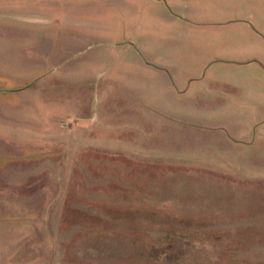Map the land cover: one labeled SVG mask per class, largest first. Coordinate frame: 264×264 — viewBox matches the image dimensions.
<instances>
[{
    "label": "rangeland",
    "instance_id": "374dc122",
    "mask_svg": "<svg viewBox=\"0 0 264 264\" xmlns=\"http://www.w3.org/2000/svg\"><path fill=\"white\" fill-rule=\"evenodd\" d=\"M0 264H264V0H0Z\"/></svg>",
    "mask_w": 264,
    "mask_h": 264
},
{
    "label": "crops",
    "instance_id": "0c3cea01",
    "mask_svg": "<svg viewBox=\"0 0 264 264\" xmlns=\"http://www.w3.org/2000/svg\"><path fill=\"white\" fill-rule=\"evenodd\" d=\"M147 127H148V124H146V127H145V130H147V132H148L150 129L147 128ZM135 132H136V130L135 129L133 130L131 128V129H128V130L124 131L123 134L130 133L131 135H137L136 134L137 132L136 133ZM134 142H136V140ZM146 155H148V154H146Z\"/></svg>",
    "mask_w": 264,
    "mask_h": 264
}]
</instances>
